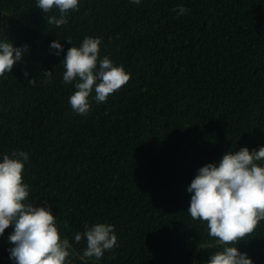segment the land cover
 <instances>
[{"label":"trees","instance_id":"obj_1","mask_svg":"<svg viewBox=\"0 0 264 264\" xmlns=\"http://www.w3.org/2000/svg\"><path fill=\"white\" fill-rule=\"evenodd\" d=\"M37 3L0 0V43L29 45L0 76V161L28 153L26 203L51 209L71 264H207L224 245L191 218L187 189L228 151L264 146V0H79L60 27L46 19L59 10ZM86 36L102 37L98 66L108 56L130 80L104 103L93 91L79 114L61 62ZM96 223L115 226L117 246L82 260L86 238L74 236ZM13 229L0 264H15ZM229 246L264 264V220Z\"/></svg>","mask_w":264,"mask_h":264},{"label":"clouds","instance_id":"obj_2","mask_svg":"<svg viewBox=\"0 0 264 264\" xmlns=\"http://www.w3.org/2000/svg\"><path fill=\"white\" fill-rule=\"evenodd\" d=\"M139 4L140 0H131ZM38 9L45 14L59 10L56 15L47 16L48 24L60 27L67 23V14L78 10L79 0H38ZM185 15L188 9L182 5L173 9ZM72 45L71 39L67 40ZM102 37L86 36L82 44L67 50L62 60L63 82L72 84L76 91L69 103L74 112L86 114L90 109L89 97L95 92V101L104 103L130 80V74L123 65L116 66L104 56L102 60L100 45ZM50 48L56 55L63 51L59 40L52 41ZM29 45L16 46L9 41L0 43V76L12 72L16 62L22 61ZM25 77L28 73L25 72ZM50 83L52 70H45ZM36 83L35 77L29 80ZM28 161L27 152L5 154L0 161V236L10 225H14L8 237L12 247L10 258L15 264H71V244L67 237H61L56 217L50 208L26 203L30 186L24 183V167ZM264 146L249 150L242 147L238 151H228L219 164L208 163L198 169V173L188 187L192 193L187 211L193 220L207 223L208 235L215 238L222 250L211 254L207 264H253L252 258L241 252L238 244L250 236L258 223L264 220ZM115 226L107 223L85 225L83 233H76L74 240L79 243L86 238V248L80 257L100 260L106 250L117 246L118 237Z\"/></svg>","mask_w":264,"mask_h":264}]
</instances>
